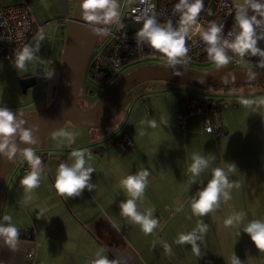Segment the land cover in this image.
<instances>
[{
	"label": "crops",
	"instance_id": "obj_1",
	"mask_svg": "<svg viewBox=\"0 0 264 264\" xmlns=\"http://www.w3.org/2000/svg\"><path fill=\"white\" fill-rule=\"evenodd\" d=\"M9 1L28 2L33 15L35 9H39L41 17L39 3L43 0ZM50 3L46 6L48 20L39 24L45 27L49 23L60 22L62 35L55 41L63 42V29L69 25L75 0H53ZM36 21L39 22L38 19ZM60 50L63 51V44ZM61 56L62 52L52 66L46 61L44 68L57 69ZM12 65L0 59V74ZM16 73L18 77L33 75L37 79L34 70L19 69ZM56 79L57 75L49 92L51 98ZM178 91L187 92L154 83L133 89L112 109L111 119L103 122L105 116L92 125L96 126L95 131L86 139L80 138L76 129L67 131L65 126L68 124H65L59 131L71 133L73 149L50 146L51 149L56 148L57 154L52 155L58 156L53 158L46 154L53 163H44L38 187L27 190L15 173L8 181L5 178L2 187L6 195L0 202V214L11 216L12 223L29 233L31 240H18L14 249L0 240V264H28L26 254L29 251L33 252L38 264H93L101 248L105 249L103 254L117 264H164L159 254L168 253V264H233L234 255L240 264H257L247 244L248 235L243 232V221L239 226H226L225 221L237 213H242L246 222L249 217L254 219L259 214L264 220V94L256 95L262 90L252 93L253 90L248 88L243 93L248 96L245 99L253 103L245 105L242 100H231V107L220 113L225 134L215 138L202 130L200 114L185 116L182 97L175 94ZM24 115L27 114H16L18 120ZM116 117L119 119L111 134H100V130L113 124ZM151 121H155V127ZM122 132L132 143L127 153L120 152L113 142ZM73 150L91 153L88 166L94 171L89 182L94 187L83 190L79 196L63 197L55 188L57 163L61 155L66 160L62 163L70 165ZM62 151L70 153L63 154ZM194 155L208 160V168L195 178L189 171ZM229 164H234L237 169L228 173L230 182L234 184L230 190L231 198L227 201L221 198L218 207L204 216L194 215L191 202L193 198L198 199V193L212 178V170L224 167L227 172ZM141 170H147L150 175L136 204L139 212L151 211L158 220L151 234H146L140 225L123 216L119 207L122 201L132 198L121 181ZM2 192L1 188L0 197ZM201 221L208 230L203 234L197 233L202 235V239L197 240L199 256L193 253L190 245L177 242L168 245L170 250L165 253L154 250L155 253L151 254L150 249L143 246L148 238L164 235L169 236V241H177L181 233L192 232ZM171 223L175 225L170 227ZM233 237L240 238L237 247L229 242ZM211 239H226V245H212ZM167 241L164 239L162 242ZM161 247L166 248L165 245ZM154 256L156 261L151 262ZM241 257L245 261H240Z\"/></svg>",
	"mask_w": 264,
	"mask_h": 264
},
{
	"label": "clouds",
	"instance_id": "obj_2",
	"mask_svg": "<svg viewBox=\"0 0 264 264\" xmlns=\"http://www.w3.org/2000/svg\"><path fill=\"white\" fill-rule=\"evenodd\" d=\"M204 7L203 0H179L175 5V10L181 13L180 27L173 29L171 23L167 27L158 25L154 16L144 19L143 27L138 33L140 42H146L147 45L166 57L169 64H176L179 59L183 57L188 49L185 46L186 36L189 31V26L197 22V18ZM235 7L237 12L235 20L239 27L238 35L231 43H227L236 55L244 57L246 54L264 56V51L256 47L257 41L261 38L257 34V29L264 25V0H237ZM82 19L87 22V28L93 34L101 32L107 34V29L97 27L98 25H107L115 20L118 13L117 0H82L80 5ZM252 15H249V12ZM259 17V19H258ZM123 25V24H122ZM126 25V24H125ZM123 25V28L124 26ZM222 25L212 23L211 26L202 33V39L209 46L207 51L210 59L217 65H226L229 63V57L225 48L220 43V33ZM123 32V29H122ZM38 41L43 40V35H38ZM39 50V44L36 48L25 45L20 51L15 53V67L17 69H25L27 62L35 58V51ZM247 55V56H248ZM52 72L48 73L50 77ZM242 103L249 105L253 101L243 99ZM26 123L23 120L18 122L16 113L7 107H0V157L8 161L13 160L18 151V145L14 142V137L19 134V138L26 144L36 143L34 132L36 129L21 127ZM155 127V121L150 122ZM62 136L68 139L69 143L74 142L71 133H61ZM22 154L31 167V171L25 175L21 184L27 190L34 189L39 186L41 180V164L42 161L38 155L31 149L26 148L22 150ZM91 153L84 150H73L71 152L72 163H62L58 167L55 178V188L63 197L79 196L83 190H91L94 185L89 181L93 169L88 166V160ZM208 168V160L203 156L194 155L189 171L193 178L200 175L202 171ZM234 164L227 165V172L224 167H217L212 170V178L208 181L206 187L198 193V199L193 198L191 202V209L194 215L204 216L218 207V201L223 198L224 201L229 200L230 190L234 187L233 182H230L228 173L236 172ZM150 173L147 170H141L135 175H129L121 181L122 187L132 197L120 203L121 214L130 218L132 222L140 225L141 229L146 234H151L157 227L158 220L153 217L151 211L141 213L137 210L136 201L142 197L144 190L148 183ZM192 182H195L193 179ZM238 187V185H235ZM243 221V214L237 213L230 216L226 221V226H239ZM208 227L202 221L197 228L192 232L184 234L181 233L177 243L188 244L191 246L193 253L200 255V248L197 245V240L202 239V235L207 232ZM19 229L12 223V217L4 215L0 217V240L9 248L14 249L18 243ZM255 247L264 252V220L250 221L246 227L243 228ZM240 234V233H238ZM167 248L168 246L165 245ZM105 249L101 248L96 253V259L93 264H117L116 261H110L104 255ZM233 264H240L239 260L233 256Z\"/></svg>",
	"mask_w": 264,
	"mask_h": 264
},
{
	"label": "built area",
	"instance_id": "obj_3",
	"mask_svg": "<svg viewBox=\"0 0 264 264\" xmlns=\"http://www.w3.org/2000/svg\"><path fill=\"white\" fill-rule=\"evenodd\" d=\"M129 5L123 16L122 24H142L145 18L154 16L157 23L169 21L178 29L181 13L175 10L179 0H129ZM204 7L197 18V22L189 26L185 46L188 52L179 60L187 63L198 64L201 57L207 53L208 45L202 39V33L212 23L222 25L220 33L221 46L225 48L230 60H235L238 55L227 47V43L235 40L239 27L235 20L236 9L231 0H203ZM251 12V11H250ZM251 14H253L251 12ZM259 19V17H258ZM43 26L37 23L31 6L23 1L17 4H2L0 0V58L7 60L15 66V53L20 51L39 33ZM142 29V28H141ZM140 29V30H141ZM139 30V31H140ZM138 32L124 34L118 31H108V38L104 43L94 47L90 59L91 75L101 85L110 81L113 70L125 67L131 60L139 61L147 54L155 53L152 48L139 41ZM261 37L260 43L264 45V25L257 29ZM248 61L253 65L264 66V58L249 54ZM182 102L185 106V116L200 114L202 116V130L212 134L215 138H221L225 130L221 123L220 113L228 107L227 102H207L190 93L182 94ZM180 121H183L182 118ZM117 149L126 153L132 148V143L126 133L119 134L115 141ZM41 159V158H40ZM42 161V159H41ZM44 161V160H43ZM41 164V173L44 172V162ZM19 172L28 174L31 167L26 160L19 167ZM28 264H38L33 252L26 254Z\"/></svg>",
	"mask_w": 264,
	"mask_h": 264
},
{
	"label": "water",
	"instance_id": "obj_4",
	"mask_svg": "<svg viewBox=\"0 0 264 264\" xmlns=\"http://www.w3.org/2000/svg\"><path fill=\"white\" fill-rule=\"evenodd\" d=\"M234 7L237 0H231ZM82 0H75V10L69 18V26L64 38L63 51L56 79L55 93L47 107L22 117L26 123L21 127L34 128L36 143L26 144L17 134L13 139L21 151L13 160L0 157V191L5 177L14 163L23 155L22 150L35 145L43 147V140L69 123L75 126H92L100 122L131 89L151 81H163L180 86H214L229 84H260L264 85V70L234 69L240 59L230 60L226 65H220L207 71H195L167 65H147L137 67L118 78L98 99L88 108L80 107L78 99L83 77L88 61L95 47L99 34H93L83 21L80 5ZM236 11L237 8L235 7ZM249 15H252L249 12ZM97 27H101L98 25ZM142 24L127 23L123 28L124 34L136 33ZM257 48L264 51V45L257 41ZM260 56V55H257ZM264 58V56H260ZM35 76H27L19 81L20 88L25 92L34 86ZM25 230L19 229V240H31Z\"/></svg>",
	"mask_w": 264,
	"mask_h": 264
},
{
	"label": "rangeland",
	"instance_id": "obj_5",
	"mask_svg": "<svg viewBox=\"0 0 264 264\" xmlns=\"http://www.w3.org/2000/svg\"><path fill=\"white\" fill-rule=\"evenodd\" d=\"M1 1H2V4H4V5L17 4L14 2H10L9 0H1ZM52 1L50 0V2H52ZM50 2L48 0H43L42 3L38 2L39 4H41V7H40L41 17H39V15H40L39 9H35V11H34V16H35L36 20L37 19L39 20V22L37 21L38 23L42 24L43 22L48 20L47 15H46V9H47L46 6L51 4ZM129 2H130L129 0H117L119 15L115 20H113L111 23L106 25L107 32L108 31H111V32L118 31L120 28L123 27L121 22H122L124 14L127 10V7L129 5ZM75 7L73 9V13H74ZM73 13H72V15H73ZM50 19H53V18L50 17ZM167 22H169V21H167ZM171 24H173V23H171ZM68 26L64 27V29H63V34L65 36H66L67 30H68ZM61 28H63V27L61 26L60 22L49 23L45 27L43 26L42 32L38 34V35H43V40L38 41L36 39L38 35H36L29 42L31 44V47H33V49H35L36 45L39 44V50L35 51V53H34L35 58L32 61L27 62L26 68H25V69H28L29 71L34 70V72H37V79H36L37 82L35 83L34 86L29 87L25 92H23L20 88V85H19V81L22 79V77H18L19 75H17V73H16L19 71V69H17L12 64L11 65L13 67L9 66L11 68L6 69L4 72H2L0 74V107H7L16 114H18L19 112L22 114H27V115L23 116V117H25V116L32 114V113H30L31 111L41 109L46 104L47 105L45 107H47L49 105V103L51 102V100L54 96L55 88H54V93H53L52 98H51V94L49 92H50L51 86L55 80V76L58 75L59 67H57V69L51 68V67H47V69H45L44 65L47 61V63L51 64V66H52V63H54L55 60H57L59 58V53L62 52L60 49H61V45L64 43V40H63V42L55 41L57 37H61V35H62L60 33ZM107 38H108V33L105 34V33L101 32L99 34V37H98L97 42L95 44V47L104 43ZM42 41H45V43H42ZM56 42H58L57 45H56ZM227 55H228V53H227ZM37 56H39V59L37 58ZM0 59H2V58H0ZM90 59H91V56H90ZM90 59H89L88 64H87L88 69L90 68ZM3 60H5V59H3ZM59 64H60V61H59ZM147 65H167V66L169 65V66H175V67H179V68H183V69H191V70L201 71V72L213 69L217 66H220V65L215 64L213 61L209 62L207 64H195V63L183 62L180 60L178 63L172 65V64L168 63V60L166 57H164L162 55H157L156 53H153V54H147L146 56L141 58L139 61H136V60L131 61L125 67L119 68L117 70H113L110 74V77H111L110 81L106 85H100L99 82L95 81V79L92 76H90V73H88L90 69L87 70V68H86V71H85V74L83 77V81L81 84L80 92H79L78 102H79L80 107L83 109L90 107L98 99V97H100L122 75L126 74L127 72H129V71H131L137 67L147 66ZM257 66H258V68L254 67V66L249 67V65H246V67H248V69L264 70L259 65H257ZM49 72H52V75L50 77L48 76ZM31 76H33V75H31ZM159 85H165L166 87L171 86V89H174V88L175 89H182L184 91L190 90L193 95L198 96V97L203 98V99H210V100L216 101V100L222 98L228 104L231 103L230 102L231 100L239 101V100H243V99L247 98L248 96L246 95V93H243V92L247 91L248 88L253 90L252 93L255 92L257 89L264 91V85H260V84H248L250 86L244 85V86L231 87L228 90L215 89V88L214 89H206V88L192 89V88H189L186 86L168 85L165 83H159ZM132 91L128 92V94H126L122 99L128 97V95H130V93H132ZM184 93H188V92H184ZM83 98L87 102L84 101ZM121 101L119 103H121ZM117 107L118 106H116V108ZM230 107L231 106L229 105L226 109H229ZM226 109H222V110H226ZM39 111H41V110H39ZM113 112H114V110L112 112H110V114L108 113L107 114L108 116L106 115V117L104 118L105 120H103V122L111 119L110 117H111V115H113L112 114ZM130 116L131 115L129 114L128 118H130ZM118 119H119V117H116V120L113 121V124L110 123V125L108 127L100 130L99 133L110 135L112 130H113V127L117 124L116 122L118 121ZM20 120H22V119H19V121ZM67 124L69 126L68 125L65 126V129L67 131L69 129H76V131L79 132L78 134L80 135V138H82V139H86L88 134L91 135V132L93 130L95 131V127H96V126L81 127V126H75V125H72L69 123H67ZM57 131H59V130H57ZM57 131L54 132L53 134H50L49 136H47L43 140V145L45 144V146H43V149L40 148L39 145H35L32 148L35 149L36 147H38V150H40V151L44 150L49 155L57 154L55 152V150H56V148L61 147V146H67L69 150L73 149L72 143H69L68 139L64 138V136L61 135V133H63V131H65V130H60L59 132H57ZM116 139L113 141L114 143H115ZM50 146H56V148L51 149ZM35 150H33V151H35ZM65 152L62 151L63 154H69L70 153V152H66V153ZM23 159H24V156L22 155L14 163V165L11 167L10 171L8 172V174L5 177V178H7V181L9 178L12 177V175H14V173L17 176H20L21 180L25 175H27V174L20 173L18 170L20 165L23 162ZM49 163H53V161L50 160V157L46 156L45 164L47 165ZM45 164L43 167H45ZM59 165L60 164L57 163L58 167H59ZM51 187H52V185H51ZM1 188H2L3 194L0 197V202L4 198L3 195L4 196L6 195L5 190H3L4 188L3 187H1ZM0 193H1V191H0ZM0 217H2L1 214H0ZM261 217L262 216L260 214L258 216H256L254 219L249 217L248 222L243 220L242 224L244 225V227H246V225L250 221L263 220ZM179 224H181V223H179ZM174 225L175 224L171 223L170 227H172ZM237 229L239 231V228H237ZM233 230L236 231L235 229H233ZM222 238H224V235L222 236ZM164 239H167L169 241V236L164 235V236H160V237L148 238V240L143 242V246L145 248L150 249L151 254L155 253L154 250L157 252L165 253V252L169 251L170 249L161 247V245H167L168 246L171 243H173V244L176 243V241L171 240L169 242L167 241L166 243H163L162 241ZM239 240H240L239 237L238 238L233 237V238L229 239V242L231 243V245L233 247H237L239 244ZM246 240H247V244L249 245L250 250L253 252L252 256L255 259L256 263L257 264H264V252L259 251L255 247V245L252 243L249 236ZM19 241H23V240H19ZM123 241L127 243V241L125 239H123ZM210 243L212 245H221L222 246L223 243H224V245H226V239H211ZM241 255H243V254H241ZM155 256L150 260L151 262L156 261ZM159 256L163 260L162 263L168 264L166 259L168 257H170L169 253L166 255L159 254ZM177 256H178V254H177ZM240 261H245V259L243 257H241Z\"/></svg>",
	"mask_w": 264,
	"mask_h": 264
},
{
	"label": "trees",
	"instance_id": "obj_6",
	"mask_svg": "<svg viewBox=\"0 0 264 264\" xmlns=\"http://www.w3.org/2000/svg\"><path fill=\"white\" fill-rule=\"evenodd\" d=\"M169 24V22H167V21H164V22H162V23H158V25L159 26H161V27H167V25ZM172 25V27H173V29H177L176 28V26H174L173 24H171ZM122 29H123V27L122 28H120L119 29V32H121L122 33ZM144 43V45H146L147 47H149L148 45H147V43L146 42H143ZM150 48V47H149ZM154 52L157 54V55H161L160 53H158V52H156L155 50H154ZM244 60H248L247 58L246 59H244ZM209 62H212V60L210 59V57H209V55H208V52L207 53H205L202 57H201V60H200V62L198 63V64H207V63H209ZM253 65V64H252ZM254 67H257L258 68V66L257 65H253ZM57 67H59V62H58V64H57ZM244 68V67H243ZM243 68H237V67H234V69H243ZM263 69V68H262ZM87 70H89L88 68H87ZM88 73H90V76L92 75V70H89V72ZM149 83H154V84H159V83H165V84H168V85H175V84H171V83H167V82H163V81H151V82H147V83H144V84H141V85H139V86H143V85H145V84H149ZM250 86V85H248V84H241V85H237V84H229V85H223V86H220V85H214V86H207V85H203V86H192V87H190V86H186V87H189V88H192V89H195V88H206V89H223V90H228L229 88H231V87H237V86ZM139 86H136L135 88H138ZM168 87H170L171 88V86H168ZM135 88H133V89H135ZM133 89H131L130 91H132ZM187 90V89H186ZM129 91V92H130ZM187 92L188 93H190V94H192V92L190 91V90H187ZM175 94L177 95V96H182V93L180 92V91H178V92H175ZM258 94H260V95H263L264 94V91L262 90L261 92H257V94L256 95H258ZM195 97H197V98H199V99H201V100H206L207 102H217V101H224L223 99H218V100H216V101H213V100H210V99H203V98H200V97H198V96H195ZM237 100H235V102H236ZM227 105L229 106V104L227 103ZM19 121V120H18ZM43 148V147H42ZM36 149V150H35ZM32 148V150H35L34 152L36 153V155H38L41 159H42V161L44 160L45 161V158H46V154L47 153H45V152H43L42 150L40 151V150H38V147H36V148ZM56 156H58V155H51V157H53V158H55ZM60 158L61 159H59L58 160V163L59 164H61L63 161H66L65 159H64V156H61L60 155ZM24 160H26L25 158L23 159V161ZM43 161V162H44ZM45 163V162H44Z\"/></svg>",
	"mask_w": 264,
	"mask_h": 264
},
{
	"label": "flooded vegetation",
	"instance_id": "obj_7",
	"mask_svg": "<svg viewBox=\"0 0 264 264\" xmlns=\"http://www.w3.org/2000/svg\"><path fill=\"white\" fill-rule=\"evenodd\" d=\"M102 28H106V25H101ZM100 34V33H99ZM235 61V60H234ZM246 65H249V67L253 66L252 65V62L251 61H248V60H244V59H240L238 63H235L233 68L234 67H237V68H248L246 67ZM261 68L264 69V66H260ZM101 85V84H100ZM84 101H86L84 98H83ZM87 102V101H86Z\"/></svg>",
	"mask_w": 264,
	"mask_h": 264
},
{
	"label": "bare ground",
	"instance_id": "obj_8",
	"mask_svg": "<svg viewBox=\"0 0 264 264\" xmlns=\"http://www.w3.org/2000/svg\"><path fill=\"white\" fill-rule=\"evenodd\" d=\"M247 57L249 58V55ZM131 61H134V60H131Z\"/></svg>",
	"mask_w": 264,
	"mask_h": 264
}]
</instances>
